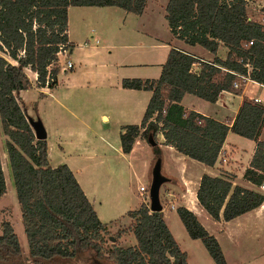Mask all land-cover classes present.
<instances>
[{"label": "trees", "instance_id": "16d2710c", "mask_svg": "<svg viewBox=\"0 0 264 264\" xmlns=\"http://www.w3.org/2000/svg\"><path fill=\"white\" fill-rule=\"evenodd\" d=\"M71 5L116 6L139 15L145 0H0V127L6 135L5 152L29 261L58 264L90 254L97 264H188L186 252L163 221L162 210H151L144 202L127 212L135 243L106 246L102 234L106 224L99 220L73 171L64 162L49 164L47 142L40 129L36 132L41 136L35 139L17 95L32 88L27 68L39 86L44 87L45 77L53 79L48 89L55 86L58 45L65 44L69 51L72 48L66 37ZM260 14L264 15V8ZM164 18L175 38L212 54L221 42L227 48L226 58L202 61L198 70L192 71L198 59L171 47L158 78L122 79V88L149 91L150 97L140 122L123 126L120 149L129 152L139 134L151 148L153 161L160 159L156 133L161 131L164 144L210 165L230 129L255 141L242 175L259 185L264 177V140L257 136L264 123V106L243 100L235 117L221 122L179 103L185 93L210 103L223 90L239 94L242 87H232L239 81L236 74H247L250 80L264 84V22L249 19L245 0H167ZM5 190L0 161V196ZM195 196L213 219L223 221L258 207L264 199L262 191L232 184L228 176L207 173L201 174ZM175 210L187 235L201 240L215 264H227L217 238L195 214L182 205ZM0 264H26L13 225L6 218L0 220Z\"/></svg>", "mask_w": 264, "mask_h": 264}, {"label": "crops", "instance_id": "0c3cea01", "mask_svg": "<svg viewBox=\"0 0 264 264\" xmlns=\"http://www.w3.org/2000/svg\"><path fill=\"white\" fill-rule=\"evenodd\" d=\"M166 3L167 0H163V4H161L160 0H145V6L139 15L125 12L116 6L71 5L68 7L66 37L67 41L72 44V48L68 55L73 67L69 72H63V74L57 73L55 77L56 84L53 88L58 85L61 80L59 76L61 75V77L67 81L71 91L78 87L80 89H86L93 93L94 101L97 103V101L101 100L103 106L94 110L90 114L91 120L86 121L90 123L93 122V125L91 124L92 126L86 124L85 130H83L87 133V138L80 137L79 132L72 133L70 129H64L61 124L60 130L62 132L69 131L73 135L60 137L59 140L56 139L57 141H55L49 139L47 135L48 132H43L47 142V150L54 143H57L58 147L61 149H63L61 144H64V146L68 145L69 148L74 150L77 146L84 148L85 141H88V146L91 149L94 147L102 148L103 145L109 147L110 141L107 138L108 134L98 131L96 128L98 123L93 121V119L97 117L107 120L112 119L116 124V130H118L117 139L113 145L115 149L114 152L120 157H126L128 160V158L140 157L139 155L133 154L141 150V153L145 154V158L143 156L142 166L144 169L143 177L147 178L148 161L151 157L150 148H148L144 139L138 134L132 143L130 151L124 153L120 149L119 134L123 131L124 125L130 123L138 124L140 122L150 97V92L136 89H124L121 87L122 79L158 78L161 65L165 62L166 53L171 47L196 57L198 62L192 65V69L194 70H198L199 63L202 61L211 62L214 58L225 59L227 53V48L221 42L218 43L215 53L212 54L202 46L200 47L197 44L189 45L175 38L169 30L167 20L164 18ZM257 3H260L257 6L259 8L257 12L260 13V9L264 8V0H257ZM145 14L154 15L160 20L161 26H163L162 37L150 36L149 34L152 35L151 32L145 33L143 29L140 30L138 28L140 21H142L140 19L144 17ZM133 19L135 20V25ZM134 34L136 36L148 35L152 40V42L148 43L150 49L146 52L145 57H140V55L135 53V45L131 44L134 39ZM156 57L160 58L156 60ZM221 70H224V68L221 67ZM32 74L33 78L36 80L35 74ZM44 89L46 91H41L44 96L46 94H51L50 89L43 87V90ZM240 91L239 94H234L223 90L214 103L201 100L192 94L185 93L179 104L184 109H191L221 122L232 120L243 100L253 102L252 99L257 98L259 101L256 104L264 106V87H261L259 83L257 84L253 81L247 82ZM43 100L45 99H39L36 103V115H34V112L31 110V101L27 102L26 100H20L24 103L22 104L25 106L26 115L35 119L38 116L40 118V123L44 115V110H42ZM61 103L63 102H56L53 109H62ZM65 112L72 118H78L72 113ZM79 119H82V115L79 116ZM229 124L230 123H228V125ZM32 129L34 133V128L32 127ZM230 133H232V131L229 129L222 141L221 148L215 161L210 165H204L182 154L168 143L164 144L162 132L158 131L156 133L158 146L161 148V157L155 160L153 165L155 164L158 166V174L161 167L167 173V176H165L163 180L167 186H170V189L162 194L166 197L167 202H160L163 196L161 197L162 189L158 188V202L161 204L163 221H165L179 247L181 246L179 240L166 218L170 217L173 221L176 220L175 208L180 205L190 209L204 228L217 238L224 257L225 254L222 241L225 238H233V236L240 231V227H242L244 223L246 224L249 221H254L255 224H258L264 221V199L258 207L245 211L225 221L213 219L196 199L195 192L198 187V180L203 173L212 176H228L232 184H239L241 186L244 185L252 189H257V185L249 182L242 175L255 147V141L249 138L245 141V139L236 138V136ZM75 135L78 137H74ZM257 139L264 140V123L262 124ZM102 140H104V143L101 142ZM75 144H77V146ZM2 153L5 154L6 152H0L1 163L3 160ZM220 154L226 156V160L223 161V163L219 160ZM66 164L73 171L80 187H82L91 205H93L99 220L106 225L113 223L118 217H127V212L129 210L137 208L141 201H147V198L143 195L144 192L143 194L139 192L140 198H134L133 200L126 194H121V192H113L106 197L99 187L93 186V179H91L89 186V179L85 176L82 177L83 171L77 168L78 165L76 163L71 164L66 162ZM78 172H80V175ZM262 192L264 193V190H262ZM177 233H179L181 239L186 241L185 235L179 227ZM180 248L186 252L187 258V251L182 247ZM187 262L190 264L188 258Z\"/></svg>", "mask_w": 264, "mask_h": 264}, {"label": "rangeland", "instance_id": "374dc122", "mask_svg": "<svg viewBox=\"0 0 264 264\" xmlns=\"http://www.w3.org/2000/svg\"><path fill=\"white\" fill-rule=\"evenodd\" d=\"M160 2L163 4V0H160ZM259 4L260 3H257V0H250L249 5L246 6L248 17L255 20L260 18L261 14L257 12L259 10L257 7ZM140 20H142L138 26L140 30L143 29L145 33L151 32L152 35L149 34L150 36L162 37L163 26H161V22L157 17L145 14V16ZM150 42H152V40L148 35L136 36L134 34V39L131 44L135 45V53L140 55V57H145L146 52L150 49L148 44ZM159 58L160 57H156V60ZM62 62V57H59L57 61L59 68L62 65ZM25 72L27 77L32 82V88L23 90V92H18L17 97L19 100H26L27 102L31 101V110L34 112V115H36L37 101L39 99H45L42 104V110H44V115L41 119L42 122L40 123V118L38 116L36 119L31 118L30 116L28 117L30 124L34 128L35 139L37 140L39 138V136H37L38 133L36 132L38 129L44 133L48 132L47 135L49 139L55 141L59 140L60 137L73 135V132H79L80 137L87 138V133L83 130H85L86 124L93 125V122L90 123L86 121L91 120L90 114L98 107H102L103 102L100 100L96 103L94 101L93 93L86 89H80L78 87L77 89L71 91L67 81H65L61 75L59 76L61 80L58 85L55 88L50 89L51 94L39 97L38 94L42 93L41 91L46 90H43V87L37 84L36 80L33 78V74L28 68ZM58 73L63 74L60 70ZM240 86L242 87V85ZM59 101L63 102L61 103L62 109H53L56 102ZM21 103L23 102L21 101ZM65 111L74 114L78 118H72ZM81 115L82 119H79V116ZM93 121L98 123L96 125L98 131L108 134L107 138L110 141L109 147L107 145H103L102 148L94 147L91 149L88 146V141H85L84 148L78 147L77 144H75L77 147L74 150L69 148L68 145L64 146V144H61L63 146V149H61L58 147L57 143H54L47 150L49 164L57 165V163L60 162H69L71 164L76 163L78 165L77 168L83 171L82 177L85 176L89 179V186L91 179H93V186L95 185L99 187L106 197H108L110 193L121 192V194H126L131 200L134 198H140L138 186L144 185L146 190L143 195L147 198L146 203H148L150 207V188L153 180V172L155 173L158 171V166L155 164L153 165L154 159L152 158V151L151 157L148 161L149 167L147 178H145L143 177L144 169L142 167L143 156L145 158V154L141 153V150H139L133 155H139L140 157H133L131 159L128 158V160L124 156L120 157L116 152H114L115 149L113 146L118 135L115 122L112 119L107 120L100 119L98 117L94 118ZM60 124L64 127V129H70L72 133L69 131L62 132L60 130ZM230 134L236 136V138L245 139V141L248 140V138L239 136L233 132ZM76 136L77 135L74 137ZM5 138L6 135L2 132L0 127V152H5ZM101 142L104 143V140ZM148 148L150 147L148 146ZM2 158L1 170H3L6 190L2 196H0V220L6 218L9 220L11 225H13L19 244L23 249L24 260L26 264H32L29 261L26 252L27 244L23 231V225H21L20 221V209L15 198V189H13L11 170H9L6 153H2ZM78 174L80 175V172H78ZM159 176L161 178L159 189H162V197V194H164L166 190L170 189V186H167L163 180L165 176H167V173L162 169V167L159 170ZM160 202H167L166 197L163 196L160 199ZM127 217H118L113 223L106 225V229L102 232L105 241L104 244L106 246L114 242L122 246L133 245V243H135L134 236L131 232L132 219L130 216ZM175 217L176 220L174 221L170 217L166 218V220L169 221L171 229L176 234V237L181 245L180 247L187 251V258L190 264H215L213 259L209 257L208 253L205 251L201 240L192 239L187 236L182 222L179 220L177 214ZM178 227L182 229L186 241L181 239L179 233H177ZM240 228V231L234 235L233 238H225L222 241L227 264H264V221H261L258 224H255L254 221H249L246 224L244 223V225ZM110 237H113L114 239L111 240ZM58 264H97V262L92 260L90 254H80L74 260H66L64 262L60 261Z\"/></svg>", "mask_w": 264, "mask_h": 264}, {"label": "built area", "instance_id": "2783aa9c", "mask_svg": "<svg viewBox=\"0 0 264 264\" xmlns=\"http://www.w3.org/2000/svg\"><path fill=\"white\" fill-rule=\"evenodd\" d=\"M249 3H250V0H245V7H246L247 5H249ZM249 19H251V18H249ZM260 19H261L262 22H264V15H261V16H260ZM251 44H252V41H249V42H248V45H251ZM68 54H69V50H68V48L66 47V45H65V44H59V45H58V49H57V51L55 52V56H56L57 61H58V58H59V57H62V59H63L62 65H61L60 68H59V70L62 71V72L69 71V70H71L72 67H73L71 60L68 58ZM245 67H246V72H248V70H249V66L246 64ZM224 70H225V69H224ZM192 71H197V70L192 69ZM236 75H237L239 81H236V82H234V83L232 84V87L235 88V89L239 88L240 85H242V88H243V86H244L247 82H251V81H252V80L249 79V77H248L247 74H236ZM45 78H46V80H45V83H44V87H47V85H48L49 83H51L53 79H51V78H47V77H45ZM253 82H254V81H253ZM257 84H258V83H257ZM259 85H260L261 87H264V84H260V83H259ZM252 101H253V103H258L259 100H258L257 98H253ZM219 160L223 163V161L226 160V156H225L224 154H223V155L220 154V156H219ZM257 189H258L259 191L264 190V177L260 180V184L257 185ZM138 190L141 192V194H143L142 192H144V191L146 190V187H145L144 185H139V186H138ZM144 203H146V201H145ZM146 204L148 205V203H146ZM148 206H149V205H148Z\"/></svg>", "mask_w": 264, "mask_h": 264}, {"label": "water", "instance_id": "95a60500", "mask_svg": "<svg viewBox=\"0 0 264 264\" xmlns=\"http://www.w3.org/2000/svg\"><path fill=\"white\" fill-rule=\"evenodd\" d=\"M37 136H41V133L38 132ZM161 181V178L157 172H153V180L151 183V188H150V209L155 210V209H161V204L158 202V188H159V183ZM111 240H113V237H110Z\"/></svg>", "mask_w": 264, "mask_h": 264}]
</instances>
